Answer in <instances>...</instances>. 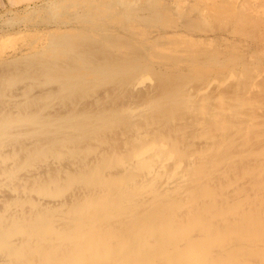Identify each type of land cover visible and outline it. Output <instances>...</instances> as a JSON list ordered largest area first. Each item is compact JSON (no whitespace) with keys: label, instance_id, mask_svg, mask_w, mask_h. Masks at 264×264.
<instances>
[{"label":"bare ground","instance_id":"bare-ground-1","mask_svg":"<svg viewBox=\"0 0 264 264\" xmlns=\"http://www.w3.org/2000/svg\"><path fill=\"white\" fill-rule=\"evenodd\" d=\"M106 2L100 19L139 28L95 50L92 80L74 75L81 50H0V264H264V0H227L237 18L216 37ZM77 10L33 32L97 40Z\"/></svg>","mask_w":264,"mask_h":264},{"label":"rangeland","instance_id":"rangeland-1","mask_svg":"<svg viewBox=\"0 0 264 264\" xmlns=\"http://www.w3.org/2000/svg\"><path fill=\"white\" fill-rule=\"evenodd\" d=\"M106 1L107 0H58L59 3L57 4V8H56L57 14H56L53 12H49L48 8L46 9L45 3L48 2L47 0H14V1L13 0H0V35H5L10 30H13V29H15V30H17L19 28L23 29L24 28L23 26H25V24L27 26L30 25L29 27L31 28L30 32H25L23 30V33L20 32V33L7 35L5 37H1L0 38V50H2V51L9 50V49H13L14 47H19V46L23 45V46H28L31 50L33 49L32 51H39V50L46 49V50H43V52L44 51L45 52L55 51V53H56L57 51L55 48V44L60 45V47L61 46H64V47L67 46V47H69V49L71 51L74 50L73 52H80V50H81V52L78 53V55H77V53H74L77 56L74 55V62L71 63V66L73 63L76 64V68H75V66H73L74 67L73 71H76L74 73V75L76 73H77L76 75H79L81 72H84L85 74L82 73L81 76L82 77L86 76L85 78L88 77L86 81L92 80V78H94L96 76V72H94V70H92L90 68V66L94 65L93 61H94V58L97 56V55L95 56V54H98V53L93 54L95 52V50H96V52L97 51L100 52V50L101 51L106 50L107 47H108L107 50H109V48L111 49V47H113V46H118L120 43L134 44V42H136V40L132 41V39L130 38V35H132V33H129V32H131L133 29H136V27L139 28L138 20L134 17L126 18L125 16H130V14L125 13L123 11H122L123 14L121 13V11H118L120 13L116 12V13H113L111 15H109L107 13L105 16H103L102 19H100V17L98 16V12H100V14H101V12L106 13V11L104 10V9L108 8L107 7L108 2H106ZM148 1H149L150 7H147V11L149 13L154 11L155 7H157L156 10H159V11L164 13V16H161L160 23L159 22L158 23H159L160 27L167 28V30L170 26H179V27L184 28V29L187 28L189 31H196V32L209 29V30H212V31H210L211 34H213L216 37V36H218V33L220 32L219 29L222 26H224L226 24V22H229L231 19L233 20V19L237 18L236 13H235V10H237L235 8L236 4L234 2L227 4L226 3L227 0H147V1L146 0H139V2L143 3V4H144V2H148ZM100 7L102 8L101 10H99ZM228 7H230V9ZM64 9H66V10H64ZM76 9H78L77 11L79 13L77 14L78 16L75 15L74 20H76V21L79 20L80 23L83 22V23H81L82 26L87 27L88 29L93 28V27H95V29H96V27L100 26V28L103 29V30H101L103 33L100 32L99 30L97 31V33H98L97 37L98 38L97 37L94 38L97 40L90 39L91 41L88 43L89 46H90V44H94V46L89 47L88 44L85 42V39L87 42L89 41L88 36H90V35L93 36L91 34V33H93V31L91 30L92 31L91 33L83 32V31H81V27L78 29V31H80V32L74 31L70 34L68 32L67 33L66 32H64V33L56 32V34H55L56 36H54V34H44V33L39 34L38 32H33V30L36 29V26L38 24H40L41 21L51 20L52 17L55 16V14L58 18H60L62 16L61 14H64V15L69 14L70 15L73 13L72 11H76ZM202 9H204V14H205V20H203V21L199 19V14H198V12L202 11ZM130 12H132V11H130ZM227 20H229V21H227ZM239 25H242V24L239 23ZM182 26H184V27H182ZM258 26H259L258 24L253 25V26H246L244 28L245 34L243 35V38L248 39L249 36L254 37L256 34V29H258ZM240 27L242 28V26H240ZM240 27L237 26L238 29H240ZM106 29H107V31H106ZM241 31H243V30H241ZM99 32L101 34H99ZM125 32H128L129 34H126ZM58 33H60V34H58ZM79 33L81 34V36ZM78 34H79V37H78ZM83 35L87 38H85V39L82 38ZM104 35H106L108 37V39L106 36L104 37ZM118 35L121 36V38L119 40L115 41V39H116L115 37H119ZM103 37L106 38V40H108V43H107V41L104 40ZM109 37H111V38H109ZM122 37H123V39H122ZM75 38H77L78 40L80 38L79 41L80 42L82 41V43L84 44V47L82 45H80V46L83 48H80V46H79L80 43H78L79 42L78 40H76L78 45L77 46L75 45V43H74ZM128 38H130V39H128ZM111 40L113 42H109ZM97 41H98V43L100 41V43H102V44L99 43L100 44L99 45L98 43H96ZM172 42L173 41H170L168 43H172ZM178 42L179 43H176V44L173 42L172 44L173 45L175 44L176 48H178V47L182 48V52L183 51L185 52V43L182 41H179V40H178ZM213 43H216V42H213ZM40 46H41V48H39ZM86 46L89 48L88 50L84 49ZM99 46L100 47L102 46V48L100 50H99ZM104 46L106 48H104ZM196 46H192V47L194 48ZM75 47H76V49H75ZM77 47H78L79 51H77L78 50ZM93 47H95V48H93ZM197 47H203V48H206L208 50L212 49V46L207 45V44H205L203 46H197ZM188 48L191 49V46ZM252 48L254 50H257V51L259 49V47H257L254 42H253ZM91 49H93V51H91ZM85 51H87L86 55H90V57H91V58H89V61H88L89 56L88 57L84 56ZM89 51H90V53H89ZM91 53L93 54V57L91 56ZM56 54H59V53H56ZM81 55L84 57V59L81 58L82 57ZM260 55H262V52ZM61 56L59 55L56 57L57 58L59 57V59L65 58V55H61ZM39 57H41V56H37L36 58H39ZM63 59L59 60V62H61V65H62V67L60 69L62 71V74H63V69H64L63 66L65 65V63L62 62ZM80 59H81L82 63L80 62ZM90 61H91V63H90ZM56 63H58V62H56ZM56 63H53V64H56ZM93 68H94V66H93ZM59 71H57V72H59ZM61 71H60V74H61ZM73 71H72V74H73ZM85 78H83V80ZM90 82L91 81L87 82L88 84L87 83H85V84L89 85Z\"/></svg>","mask_w":264,"mask_h":264}]
</instances>
